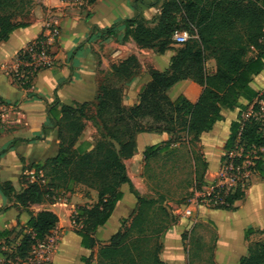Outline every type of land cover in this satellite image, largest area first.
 <instances>
[{
    "label": "trees",
    "instance_id": "16d2710c",
    "mask_svg": "<svg viewBox=\"0 0 264 264\" xmlns=\"http://www.w3.org/2000/svg\"><path fill=\"white\" fill-rule=\"evenodd\" d=\"M16 1L0 0V43L8 40L12 31L27 25L13 21L16 14L12 8L16 6ZM63 1L69 4L64 8L66 16L77 15L84 20L91 18L87 6H91L95 0H88L86 5H75L77 0ZM120 23L126 26V36H131L139 47H156L161 54L172 47L174 32L180 27L191 28L194 38L176 50L177 54L171 59L166 72L150 70V81L141 89L137 106L122 108L121 91L102 87L97 97L95 116L86 114L87 104L77 108L62 107L63 118L52 127L59 141L56 156L30 166L34 169V181L29 183L28 176L22 175L21 181L27 186L20 193H15L9 183L0 185L2 194L12 203L10 208H18L25 213V216L17 218L21 226L17 238L10 240L16 235L14 230L0 231V257H5L4 264H20L26 260L32 248L45 242L58 223V217L53 212L42 210L35 213L30 208L46 200L53 203L55 200L51 189L62 188L66 191L78 184L98 193L95 205L78 207L71 215L74 233L86 249L92 247L96 231L107 223L122 198L119 191L121 185L128 184L130 192L137 199L135 211L128 219L122 220L120 230L109 243L99 248L97 264H164L159 260L157 248L148 250L149 256L140 250L142 246L148 249L154 235H165L172 230L179 219L158 199L140 197L127 176L123 161L134 156L137 148L135 136L138 133H166L171 136L161 145L143 150L146 165L156 156L169 155L184 141L197 144L199 136L210 131L222 119L223 110L237 108L240 113L238 119L231 123L225 149L228 153L241 149L240 155L233 159L234 167L249 161L252 164L249 169L264 177V114L261 113L260 104L264 101V94L250 86L253 78L264 70V0H164L155 26H148L138 15ZM111 32L112 29L103 33ZM44 40L40 36L18 56L21 64L17 72L19 75L23 73V78L17 79V84L24 89L30 87L32 79L39 72L31 74L32 66L25 64L31 63V53ZM209 58L216 63L212 75L206 72L205 67ZM134 64L135 59L129 58L114 67V72L129 77ZM17 75L15 73L14 76ZM188 79L196 84V89L188 87L172 102L167 91ZM241 100L246 104H242ZM4 103L5 100L0 97V104ZM250 106L252 114L243 119L242 113ZM83 119L91 121L100 132V139L94 148L85 153L74 149L83 129ZM228 153L222 157V165L228 162ZM206 169L203 161L199 175L195 160L193 181L196 189L204 183ZM39 172L43 173L44 183ZM214 192V195L224 199L223 205L214 207L217 210L234 211L235 204L245 196L241 189L225 194L221 187H215ZM2 211L4 209H0ZM253 232L247 230L246 238ZM180 238L186 241L188 232ZM83 261L91 264L89 259ZM239 264H264V244L258 242L251 245L249 255L242 258Z\"/></svg>",
    "mask_w": 264,
    "mask_h": 264
},
{
    "label": "crops",
    "instance_id": "0c3cea01",
    "mask_svg": "<svg viewBox=\"0 0 264 264\" xmlns=\"http://www.w3.org/2000/svg\"><path fill=\"white\" fill-rule=\"evenodd\" d=\"M163 2L164 0H95L91 6H87L92 14L91 18L84 20L77 15L64 14V8L69 5L66 1L35 0L31 19L25 22L27 25L15 29L8 40L0 43V97L5 100L4 104H0L2 128L4 127L0 132V152L4 150L0 153V185L9 183L15 193H20L27 186L21 181L22 175L28 176L29 183L34 181V169L30 166L56 156L59 141L56 130L52 127L62 120V107L77 108L87 104L86 114L95 116L97 97L102 87H113L121 91L122 108L128 109L139 104V93L150 81V70L166 72L171 59L177 54L176 50L182 45H172L162 54L156 47L143 49L131 36H126V26L120 22L138 15L140 20L153 27ZM48 22L59 29V37L51 49L53 64L39 71L30 87L24 89L12 80L9 73L21 64L18 58L20 52L40 36L46 35L44 30ZM115 24L117 25L113 27ZM110 29V34L103 33ZM129 58L136 61L129 77L114 72V67ZM207 63L206 72L214 74L215 60L209 59ZM250 86L256 92L264 91V70L253 78ZM188 87L196 89L197 86L189 79L183 80L170 88L167 96L174 102ZM241 103L246 104L244 100ZM239 113L237 108L223 110L222 119L210 131L199 136L197 144L201 147V155L207 165L203 177L205 184L209 185L220 177L221 159L228 153L225 145L230 136V126L238 119ZM251 114L250 106L242 113V117L246 119ZM82 124L83 129L74 149L85 153L94 148L100 132L89 120L83 119ZM170 138L166 133H138L135 136L137 148L134 156L123 161L128 178L142 198L146 191V183L142 177V162L145 163L143 150L149 146L161 145ZM39 176L43 178V173L39 172ZM41 182H45L44 178ZM119 191L122 198L117 202L107 223L96 231L92 247L86 249L81 246V239L74 233L71 215L78 207L95 205L98 193L81 184L72 185L66 191L62 188L51 189L55 200L53 203L46 200L30 208L35 213L48 210L58 217L56 227L45 240L48 244L46 254L40 258L37 248L33 247L29 257L20 264H85V258L91 264H97L99 248L109 243L111 237L120 230L122 220L128 219L137 206V199L130 192L128 184L121 185ZM244 192V198L235 204L234 211L199 206L194 219L180 217L163 238L158 253L159 260L164 264H193L198 254L190 250L188 239L182 241L180 236L191 231L196 218V221L215 226L211 264H239L242 258L249 255L250 246L264 239V177L253 174ZM11 206L12 203L0 190V209H4L0 212V231L13 230L18 226V216H25V213H21L18 208H10ZM7 208L10 209L5 210ZM247 230L254 232L246 238Z\"/></svg>",
    "mask_w": 264,
    "mask_h": 264
},
{
    "label": "rangeland",
    "instance_id": "374dc122",
    "mask_svg": "<svg viewBox=\"0 0 264 264\" xmlns=\"http://www.w3.org/2000/svg\"><path fill=\"white\" fill-rule=\"evenodd\" d=\"M34 2L35 0H17L16 6L12 8V11L16 14L13 21L24 23L30 21V15L35 6ZM177 18L178 21H180V18ZM178 24L181 26L180 22ZM183 28L184 27H180L175 32H187L189 37L188 42H190V40L194 38L190 31L191 28ZM171 42V45H177L173 38ZM209 59L206 60L205 66L206 64L208 65L207 61ZM9 74L12 80L17 83V79L20 78V76L15 77V71L10 72ZM262 93H264V91ZM262 105L264 108V104ZM1 120L0 117V132L4 129V127L2 128ZM201 158L200 145H194L190 144L188 141H184L169 155L156 156L150 159L146 165L142 162V177H144V182L146 183L144 198L158 199V201L162 202L168 211L178 219L180 217L194 219V215L197 213L199 206L212 208L213 206L201 202L198 197L201 196L204 189L209 188L214 183L209 185L203 183L202 185H199V189H196V185L193 181L195 176V160L198 166V174H201V163L203 162V158ZM188 210L190 211V214L186 215ZM193 223L196 224V226L192 232H188V235H190L188 236L187 242L190 250L198 254V257L193 264H211L210 256L214 246V237L216 234L215 226L208 222L196 221V218L193 220ZM20 228L21 226L19 225L14 227L13 230L16 235H13L10 238L11 241L12 239L17 238ZM164 236L165 235L163 234L154 235L147 246L148 249H145V247L142 246L140 251L149 256V251H153L154 248H157L158 254ZM11 243H14V241ZM260 243L264 244V239L263 241H260ZM254 245L255 243L252 244V246ZM4 252L7 253L5 250ZM4 259L5 257H0V264L5 263Z\"/></svg>",
    "mask_w": 264,
    "mask_h": 264
},
{
    "label": "built area",
    "instance_id": "2783aa9c",
    "mask_svg": "<svg viewBox=\"0 0 264 264\" xmlns=\"http://www.w3.org/2000/svg\"><path fill=\"white\" fill-rule=\"evenodd\" d=\"M88 0H77L75 4L86 5ZM46 35L43 36L45 40L39 44V48L31 53V63H26V66H32L33 70L31 72H38L43 69L49 68L53 64L54 56L51 53V49L56 43L59 37V29L54 26L53 23H46L45 30ZM173 40L177 44H185L188 40L187 32H175L173 35ZM18 69V68H17ZM15 70L16 77L23 78V73L19 75ZM19 79V78H18ZM264 94V93H263ZM263 111L264 101L261 103ZM240 150H232L228 153V162L222 165L221 174L217 181L213 182L212 186L206 188L201 196L198 197L201 202L210 204L211 206H219L224 204V199L218 195H214L215 187H221L225 194L233 193L236 189L244 190L247 186L250 177L254 174V172L249 169L252 167V164L249 161H244L240 166L234 167V158L240 155ZM190 211L186 212V215H189ZM36 252L38 253L40 258H43L46 254V250L48 248V244L46 242L40 243L36 246Z\"/></svg>",
    "mask_w": 264,
    "mask_h": 264
},
{
    "label": "water",
    "instance_id": "95a60500",
    "mask_svg": "<svg viewBox=\"0 0 264 264\" xmlns=\"http://www.w3.org/2000/svg\"><path fill=\"white\" fill-rule=\"evenodd\" d=\"M262 168H264V165H263V167Z\"/></svg>",
    "mask_w": 264,
    "mask_h": 264
},
{
    "label": "bare ground",
    "instance_id": "6f19581e",
    "mask_svg": "<svg viewBox=\"0 0 264 264\" xmlns=\"http://www.w3.org/2000/svg\"><path fill=\"white\" fill-rule=\"evenodd\" d=\"M212 208H214V206Z\"/></svg>",
    "mask_w": 264,
    "mask_h": 264
}]
</instances>
